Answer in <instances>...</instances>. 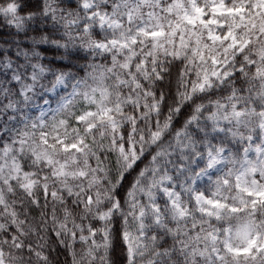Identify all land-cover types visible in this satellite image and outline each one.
I'll use <instances>...</instances> for the list:
<instances>
[{"label":"snow or ice","instance_id":"obj_1","mask_svg":"<svg viewBox=\"0 0 264 264\" xmlns=\"http://www.w3.org/2000/svg\"><path fill=\"white\" fill-rule=\"evenodd\" d=\"M0 264H264V0H0Z\"/></svg>","mask_w":264,"mask_h":264}]
</instances>
